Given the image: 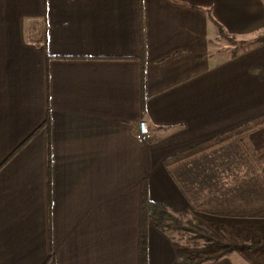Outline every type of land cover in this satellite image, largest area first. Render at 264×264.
<instances>
[{
  "label": "crops",
  "instance_id": "1",
  "mask_svg": "<svg viewBox=\"0 0 264 264\" xmlns=\"http://www.w3.org/2000/svg\"><path fill=\"white\" fill-rule=\"evenodd\" d=\"M220 28L264 34V0H0V264H141L143 192L200 218L264 205L217 188L243 137L264 176V124L165 163L264 117V44L220 51ZM145 247L147 264H176L153 224Z\"/></svg>",
  "mask_w": 264,
  "mask_h": 264
},
{
  "label": "rangeland",
  "instance_id": "2",
  "mask_svg": "<svg viewBox=\"0 0 264 264\" xmlns=\"http://www.w3.org/2000/svg\"><path fill=\"white\" fill-rule=\"evenodd\" d=\"M255 38L257 37H254V39ZM217 45L218 50L227 51L228 53H235L241 48H247V45L231 43V41L225 37L220 39ZM262 135H264V131L255 133L253 135L255 138L254 140L258 139V137H261ZM243 138L244 140L243 143H241V148L239 144H237L236 148H227V150L232 152V157L227 158V164L224 165L228 169L230 167L229 171L226 173L231 174L232 176L235 175L236 179L233 181L228 179L226 181V186L217 188H225L224 191L226 192H232L231 190H233L240 193L244 192L253 195L256 194L258 195L256 197L260 198L262 197L261 195H264V176L261 172L262 162L259 156L262 148L259 147L260 149L258 148L257 150L253 143L250 142L251 138ZM219 153L222 155V151ZM227 153L226 151L223 152V154L226 155ZM239 154H242V158L239 157ZM234 155H237V157ZM247 173L251 175H248ZM226 177L230 178V176ZM217 182H219V180H217ZM239 196L242 197L241 194ZM218 198L219 197L217 195L210 197L212 201L217 200ZM182 213V221L184 223L192 222L194 218L201 220V223L205 225L207 231L210 236L214 238L215 242L199 237L193 232H177L175 239L180 248L194 247L197 252L200 251L199 254L213 257L212 259L220 258L223 255H226L243 259L240 260L243 264H264V220H259L258 223L255 220L251 224L249 223L242 226L239 224L233 225L231 223L221 222L218 218H214L210 213H205L206 216H201V218L188 216L184 212Z\"/></svg>",
  "mask_w": 264,
  "mask_h": 264
},
{
  "label": "trees",
  "instance_id": "3",
  "mask_svg": "<svg viewBox=\"0 0 264 264\" xmlns=\"http://www.w3.org/2000/svg\"><path fill=\"white\" fill-rule=\"evenodd\" d=\"M220 34L223 37L229 39L231 43L244 44V45H247V47L249 48L255 44H264V34H261L257 38L253 40H248V41H245V40L237 41L235 38L227 35L223 31L222 28H220ZM262 124H264V117L248 125H244L221 137L212 139L200 145H196L184 151L183 153H180L174 157L167 159L165 163L169 165L174 162H178L179 160H182L185 157L194 156L196 154H199L205 149L218 144L224 138H228L229 136L245 135L251 132L252 130H254L256 127L261 126ZM211 212L216 215H224V216L237 217V216L246 215V216L264 218V205L260 204L258 206V209L252 212L248 211V205H244L242 207L228 209L224 211L215 210ZM182 215H183L182 212L177 211V210H172L169 207H167L165 204L151 201L148 194L144 192L142 193L141 203H140V259H141V264H147V250L145 247V238H146L147 229L149 228L150 224L155 225L156 227L166 232L167 234L172 235L174 238L177 235V232H188L189 231V232H193L195 235L199 237L205 238L206 240L215 242L214 238H212L209 232L207 231V228L205 227V225L201 223V220H199L198 218H194L193 221L191 220L192 222L184 223L182 221V217H183ZM177 245H178V258H177L176 264H201L213 258L207 255L199 254L200 251L197 252L194 247L180 248L178 243Z\"/></svg>",
  "mask_w": 264,
  "mask_h": 264
},
{
  "label": "built area",
  "instance_id": "4",
  "mask_svg": "<svg viewBox=\"0 0 264 264\" xmlns=\"http://www.w3.org/2000/svg\"><path fill=\"white\" fill-rule=\"evenodd\" d=\"M152 137L151 130L148 122L145 120L140 121L137 133V139L140 142H148Z\"/></svg>",
  "mask_w": 264,
  "mask_h": 264
}]
</instances>
